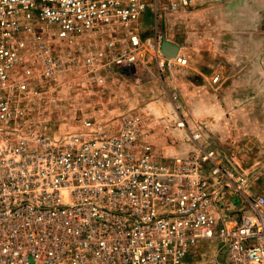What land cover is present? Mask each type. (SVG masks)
Here are the masks:
<instances>
[{
    "label": "built area",
    "instance_id": "built-area-1",
    "mask_svg": "<svg viewBox=\"0 0 264 264\" xmlns=\"http://www.w3.org/2000/svg\"><path fill=\"white\" fill-rule=\"evenodd\" d=\"M195 2L0 0V264H187L208 241L218 264H264V195L201 127L168 156L142 116L63 129L44 120L56 99H29L65 74L186 67L164 20Z\"/></svg>",
    "mask_w": 264,
    "mask_h": 264
},
{
    "label": "rangeland",
    "instance_id": "rangeland-1",
    "mask_svg": "<svg viewBox=\"0 0 264 264\" xmlns=\"http://www.w3.org/2000/svg\"><path fill=\"white\" fill-rule=\"evenodd\" d=\"M164 21L165 45L178 48L186 67L160 73L146 64L131 76L102 78L65 74L29 99H56L57 106H44V120L63 129L82 115L109 125L142 116L156 151L168 156L195 150L189 130L201 127L206 146L247 178V192L264 195V0H197ZM182 120L188 130L177 128ZM216 245L196 248L187 264H218Z\"/></svg>",
    "mask_w": 264,
    "mask_h": 264
},
{
    "label": "water",
    "instance_id": "water-1",
    "mask_svg": "<svg viewBox=\"0 0 264 264\" xmlns=\"http://www.w3.org/2000/svg\"><path fill=\"white\" fill-rule=\"evenodd\" d=\"M171 46H172L171 44H166V45L164 46V50H165L166 54L169 55V57H174V56H176L177 53H178V48H177V50H176L175 53H171V52H169V48H170ZM173 46H174V45H173Z\"/></svg>",
    "mask_w": 264,
    "mask_h": 264
},
{
    "label": "bare ground",
    "instance_id": "bare-ground-1",
    "mask_svg": "<svg viewBox=\"0 0 264 264\" xmlns=\"http://www.w3.org/2000/svg\"><path fill=\"white\" fill-rule=\"evenodd\" d=\"M164 46H165V45H164ZM176 50H177V47H175V46H171V47L169 48V52H171V53H175ZM164 52H165V50H164ZM165 53H166V52H165ZM177 55H178V53H177ZM177 55H176V56H177ZM168 56H169V55H168ZM176 56H174V57H176ZM210 242L213 243L214 241H208V242H206V243H210ZM201 243H203V242H201ZM201 243H200V244H201ZM200 244H199V245H200ZM199 245H198L196 248H198ZM201 245H203V244H201ZM201 245H200V246H201ZM204 245H205V244H204ZM216 246H217V245H216ZM196 248H195V249H196ZM216 250H217V248H216Z\"/></svg>",
    "mask_w": 264,
    "mask_h": 264
},
{
    "label": "crops",
    "instance_id": "crops-1",
    "mask_svg": "<svg viewBox=\"0 0 264 264\" xmlns=\"http://www.w3.org/2000/svg\"><path fill=\"white\" fill-rule=\"evenodd\" d=\"M196 1H197V0H196ZM232 122H233L234 124L237 123V121H235L234 119L232 120ZM230 124H231V123H230ZM217 138H218V136H217ZM201 244H208V243L203 242V243H201ZM201 244H200V245H201ZM200 245H199V247H202V246H203V245H201V246H200ZM199 247H198V248H199ZM215 253H216V251H215ZM192 256H193V255H192ZM190 259H191V258H190ZM190 259H189V260H190ZM188 262H189V261H188Z\"/></svg>",
    "mask_w": 264,
    "mask_h": 264
}]
</instances>
